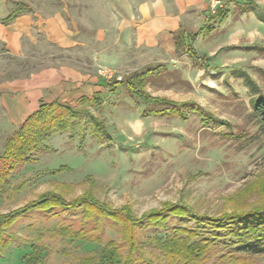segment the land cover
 Instances as JSON below:
<instances>
[{
  "label": "rangeland",
  "instance_id": "obj_1",
  "mask_svg": "<svg viewBox=\"0 0 264 264\" xmlns=\"http://www.w3.org/2000/svg\"><path fill=\"white\" fill-rule=\"evenodd\" d=\"M206 1L209 10L201 20L192 21L190 29L199 32L192 46L198 55L210 58L208 64L180 52L167 56L157 49L115 43L108 0H62L63 4L27 0L44 19L64 5V27L74 29V34L60 36L76 45L61 48L40 35L35 45L23 41V53L16 61L0 49V81L9 78L4 70L24 78L61 66L93 79L87 110L104 126L110 141L94 134L85 118L75 121L72 131L52 135L43 142L48 150L36 148L30 164L17 165L6 176L0 215L46 193L69 203L88 196L122 216L121 228L150 213L168 216L170 210H186L187 218H169L160 229L145 223L136 228L139 264H177L155 248L157 237L168 235L171 228L199 230L204 226L199 221L264 207V129L252 111L253 101L264 97V0ZM221 6L227 12L224 18L206 19ZM149 66L161 68L144 80L140 90L155 102L123 86H104L116 76L123 78ZM75 104L72 100L69 105ZM17 128L8 123L0 103V155ZM60 167L68 171L51 173ZM81 212L82 207L28 213L1 234L9 245L0 264H77L98 256L96 244L49 237L60 225L123 248L122 234L110 222L101 227L99 221L94 230ZM38 235L44 238L37 240ZM30 244L44 248L39 259L35 260ZM222 246L208 248L201 260L191 264H264L259 245L239 250Z\"/></svg>",
  "mask_w": 264,
  "mask_h": 264
},
{
  "label": "trees",
  "instance_id": "obj_2",
  "mask_svg": "<svg viewBox=\"0 0 264 264\" xmlns=\"http://www.w3.org/2000/svg\"><path fill=\"white\" fill-rule=\"evenodd\" d=\"M241 2H251L252 0H234ZM20 6L19 11H24L23 8H27L24 3H18ZM22 8V9H21ZM11 13L1 23L8 24L17 15ZM227 14L226 10L221 6L217 8L211 15L207 17L208 20H214L216 18H224ZM197 34H184L178 32L173 35L176 52H180L186 55L193 61L200 62L202 64H208L210 58L205 55H198L192 44L197 40ZM220 51V50H219ZM217 51V53L219 52ZM216 53V54H217ZM10 60L16 61L15 57H9ZM161 66L152 67L149 66L141 72H132L125 75L122 81L118 82L115 79L108 81L104 84L105 87L115 88L117 86H123L128 92L134 93L146 101L156 100L150 96L144 94L140 87L144 83V80L148 77H152L157 73ZM11 79L20 78L19 76H10L8 72L4 70ZM31 74V72L29 73ZM4 79L1 82L7 81ZM158 102V100H157ZM92 104V100L87 98H80L74 106L69 104L55 101L48 105H40L38 110L27 117L23 123H21L12 136L8 139L4 145L3 152L0 155V194L7 186L6 176L14 170L17 165H28L32 162V153L36 148H42L48 150L43 142L49 139L55 133L62 132L66 129L71 131L75 128V121L86 119V124L92 127L94 134L105 136L107 141H110V137L106 133L104 126L94 118L87 107ZM252 111L254 117L258 120L261 127L264 129V97L259 96L252 103ZM68 171L65 167H60L58 170L51 172L52 174H60ZM17 189V188H16ZM88 195V194H84ZM82 207V216L85 220L92 222L96 230V223L102 227L105 221H108L114 227L116 233L119 232L123 237V248L113 241H107L104 244L95 240L96 237L87 238L86 233L80 230L73 231L69 225H60L49 234V237L67 238L71 241H82L100 246L98 256L95 258L89 257L80 260L77 264H139L138 260L141 259L140 243L138 241L136 228L143 225H152L157 229L165 225L167 219L174 217H188L186 210H170L171 215L165 214H147L141 219L130 220L127 227H122L121 220L123 219L118 213L115 214L104 206H100L88 197H80L73 203L66 202L62 197L53 194L46 193L42 195L37 201L32 202L24 206L23 208L6 215H0V236L4 234V231L12 227L23 219L28 213L32 211L36 212H48L49 209H62L72 211ZM253 219H260L262 221H254ZM123 221V220H122ZM152 221V222H151ZM204 226L199 230L190 228H171L168 235L164 237H157L154 242L155 248H158L164 254L172 260L180 264H191L201 260L208 248L219 246L222 244L223 248L231 249H245L253 245H259L261 251L260 254H264V207L258 210L252 211L248 214L239 213L224 216L211 222H201ZM199 222H197L199 224ZM167 227V226H166ZM165 227V228H166ZM168 229V228H166ZM165 229V230H166ZM202 237L201 241L197 238ZM43 235H38L37 240L43 239ZM95 238V239H94ZM9 242L2 241L0 238V255L8 248ZM33 248L36 258L39 259L40 253L45 252L44 248L30 244ZM123 249H125L123 251ZM233 253V252H232ZM252 254V253H251ZM250 254V256H252ZM46 255V253H45Z\"/></svg>",
  "mask_w": 264,
  "mask_h": 264
},
{
  "label": "crops",
  "instance_id": "obj_3",
  "mask_svg": "<svg viewBox=\"0 0 264 264\" xmlns=\"http://www.w3.org/2000/svg\"><path fill=\"white\" fill-rule=\"evenodd\" d=\"M58 1L63 4L62 0ZM108 2L115 19L112 25L115 43L125 48L136 46L157 49L167 56L176 52L174 34L183 32L199 36V32L191 31V22L201 20L209 10L206 0ZM18 3H24L27 8L19 11ZM64 7L62 5L59 12L44 19L27 4V0H0V49L7 55L19 57L23 53V41L35 45L40 35L61 48L74 47L75 41L69 42L68 38L60 36L62 33L68 36L74 34V29L67 30L64 27ZM18 12L19 15L8 24L1 23L11 13ZM93 83V79L81 76L66 67L44 68L24 78L1 82L0 103L8 123L11 126H19L35 113L40 105L55 101L68 104L72 100L77 102L80 98L90 99L94 90Z\"/></svg>",
  "mask_w": 264,
  "mask_h": 264
},
{
  "label": "built area",
  "instance_id": "obj_4",
  "mask_svg": "<svg viewBox=\"0 0 264 264\" xmlns=\"http://www.w3.org/2000/svg\"><path fill=\"white\" fill-rule=\"evenodd\" d=\"M114 79H115L116 81H118V82L122 81V77H121V76H116Z\"/></svg>",
  "mask_w": 264,
  "mask_h": 264
}]
</instances>
